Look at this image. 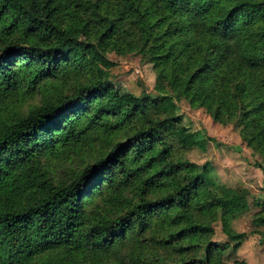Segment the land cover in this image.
<instances>
[{
  "label": "trees",
  "instance_id": "trees-1",
  "mask_svg": "<svg viewBox=\"0 0 264 264\" xmlns=\"http://www.w3.org/2000/svg\"><path fill=\"white\" fill-rule=\"evenodd\" d=\"M112 52L161 59L160 92L119 95ZM176 93L264 170V0H0V264H225L251 203L179 153L215 138Z\"/></svg>",
  "mask_w": 264,
  "mask_h": 264
},
{
  "label": "rangeland",
  "instance_id": "rangeland-1",
  "mask_svg": "<svg viewBox=\"0 0 264 264\" xmlns=\"http://www.w3.org/2000/svg\"><path fill=\"white\" fill-rule=\"evenodd\" d=\"M162 67L161 59L148 60L143 55L112 52L106 60L97 62L96 73L100 79L112 82L115 91L124 97L140 95L143 90L159 93L163 84ZM175 95L178 112L183 114L185 122L192 129H203L215 138L206 149L180 140L179 153L189 161L200 164L208 162L230 192L245 194L251 203L247 213L233 220V226L239 231L248 232V238L238 251L227 250L224 253L225 264H234L243 259L248 264H264V238L255 232L258 227L253 223L255 212L259 210L254 200L260 196L264 199V170L255 163L256 156L252 146L241 138L235 125L218 123L204 108H193L179 93ZM38 102L37 99H30L24 108L28 109ZM87 150L89 153L92 149L88 147ZM80 163L81 158L72 155L59 164L60 172L76 169Z\"/></svg>",
  "mask_w": 264,
  "mask_h": 264
}]
</instances>
